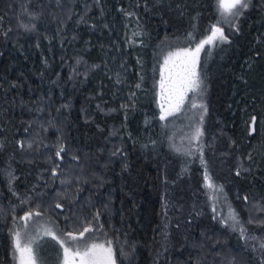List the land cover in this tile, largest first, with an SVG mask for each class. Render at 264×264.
I'll use <instances>...</instances> for the list:
<instances>
[{
	"label": "trees",
	"instance_id": "1",
	"mask_svg": "<svg viewBox=\"0 0 264 264\" xmlns=\"http://www.w3.org/2000/svg\"><path fill=\"white\" fill-rule=\"evenodd\" d=\"M247 2L226 23L216 0H0V264L30 210L101 228L117 264H263L207 210L182 233L171 206L190 186L198 213L205 166L264 242V0ZM214 24L228 40L201 51L205 147L186 159L160 119V67Z\"/></svg>",
	"mask_w": 264,
	"mask_h": 264
},
{
	"label": "rangeland",
	"instance_id": "2",
	"mask_svg": "<svg viewBox=\"0 0 264 264\" xmlns=\"http://www.w3.org/2000/svg\"><path fill=\"white\" fill-rule=\"evenodd\" d=\"M248 0H246L247 2ZM237 18V17H236ZM236 18H231V21H234ZM218 19L223 21L221 18L220 13L218 15ZM218 27H221L220 25H217ZM222 28V27H221ZM205 47V46H204ZM202 51V50H201ZM201 54V52H200ZM199 54V58H200ZM161 69V67H160ZM197 71H198V65H197ZM159 80L158 79V98H159ZM204 99L202 94L193 95L192 93H189V99L185 101V104L181 107L180 111L174 112L172 115L167 117V122L170 127V144H174L173 152L176 154H180L182 156H185L184 158L190 159L193 157L194 154L201 155L204 151L205 143L203 139H201V142L199 139H194L196 130L199 129V119L204 114V109L197 107L192 108V103H196L197 105L203 104L204 105ZM160 102V101H159ZM161 111V109H160ZM165 121V120H164ZM166 122V121H165ZM203 142V143H202ZM203 175L209 174L206 167L203 166ZM187 177V174H178L174 181L181 177ZM174 181H170L169 184H173ZM189 183V181H188ZM206 184L205 179L203 177V185ZM215 185V188L209 189V187L206 189L207 193H199L198 194V202L199 209H196L198 213H194V209L190 211V213H187V207L191 206L195 202V189L191 188L189 186L188 195H180L176 198H178L175 203H173V200L171 203L172 207H175L176 210V216L180 219V226L182 233L190 230L194 224L200 221L202 213L207 210L210 212L211 222L213 224L218 223V219L221 221L219 223L220 228L226 229L228 232L240 230V220L239 224L236 225L235 230L233 229V221L230 219V212L232 210L223 205L222 200V192L219 187H216V183L213 182ZM170 186V185H169ZM168 190V189H167ZM169 195H172V192L170 191ZM205 199V201L203 200ZM190 204V205H187ZM196 206V203H194ZM250 214L252 216L258 214V211L255 209V207L250 206L249 207ZM33 213H36L38 211L30 210ZM206 211V212H207ZM29 212V211H26ZM24 212L20 216L14 218L11 221L10 227H9V240H10V252L12 257L13 264H19V253L14 252V232H21L22 237L26 234L28 238H35V243L32 245L35 255H36V264H64L63 261V250L58 243L57 240L53 239L50 236L43 235V229L44 228H51L52 231L55 233L57 237H60V239L65 240V246L73 248L75 250L76 247H83V242L86 241L89 244L91 243H97V244H104L105 247L111 246L113 258L116 263V257H115V250L113 246V242L109 238L108 234L102 230L101 228L89 225L86 228H90L91 231L85 233L84 237L80 238V241L78 242H70L67 238V233L71 231H65L63 230L59 225L57 220L48 214L40 213L39 216H33V218L25 224L24 221H22L20 218L25 215ZM188 217V218H187ZM219 217V218H218ZM185 218L189 220V223H185ZM184 219V220H183ZM83 231V230H82ZM81 232V231H80ZM80 232H71L73 235L79 236ZM240 237V236H239ZM252 237H255L256 239H252ZM241 246L248 247L253 251L255 256L264 264V247H261L260 244L262 243V240L258 238L256 234H253L248 229L245 230L244 236L239 238ZM238 258V256H237Z\"/></svg>",
	"mask_w": 264,
	"mask_h": 264
},
{
	"label": "snow or ice",
	"instance_id": "3",
	"mask_svg": "<svg viewBox=\"0 0 264 264\" xmlns=\"http://www.w3.org/2000/svg\"><path fill=\"white\" fill-rule=\"evenodd\" d=\"M217 9L221 18L226 23L231 22V18L238 17L242 10L249 7L246 0H216ZM219 23V21H218ZM234 26V25H233ZM195 40V37H191ZM228 37L224 34L223 28L218 27L216 24L210 27V35L200 40L195 48H181L175 51H170L164 57L163 64L160 69L159 80V107L161 109L160 119L165 120L174 112L180 111L185 101L189 99V93L194 96L202 94L203 79L197 71L199 63V54L205 45H211L216 41L227 42ZM137 87H140L138 84ZM192 108L200 107L206 111V106L203 104L197 105L192 103ZM203 119V116L200 117ZM202 135L200 129L196 130L194 139H199ZM64 151L63 147L56 153L57 156L60 152ZM203 163V161H201ZM206 186L215 188L211 181V177L207 174L204 176ZM246 199V198H245ZM60 207V205H57ZM39 216L40 213L26 212L20 219L27 224L33 216ZM230 219L233 221V229L239 224L238 217L234 212H230ZM90 228H84L79 233V236L73 233H67V238L70 242H78L80 238L84 237L85 233L90 232ZM244 229L241 228V236H244ZM14 235V252L19 253V264H36V255L32 245L36 242L35 238H28L25 234L22 237L21 232L17 231ZM43 235L50 236L57 240L63 250L64 264H115L111 246L105 247L104 244H97L84 241L83 247L73 248L65 246V240L57 237L51 228H44ZM252 239H256L252 237ZM264 247V242L260 244Z\"/></svg>",
	"mask_w": 264,
	"mask_h": 264
}]
</instances>
